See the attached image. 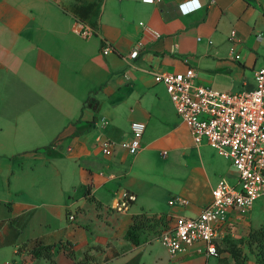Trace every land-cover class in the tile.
I'll return each instance as SVG.
<instances>
[{"label": "crops", "instance_id": "crops-1", "mask_svg": "<svg viewBox=\"0 0 264 264\" xmlns=\"http://www.w3.org/2000/svg\"><path fill=\"white\" fill-rule=\"evenodd\" d=\"M188 4L0 0V264H218L220 256L235 264L227 251L201 253L200 242L172 255L156 237L139 244L125 238L133 214L197 215L219 178H236L235 171L233 179L209 177L206 166L189 163V175L165 185L169 199L180 195L189 204L160 209L165 189L134 174L127 162L173 138L172 119L190 136L154 73L193 68L195 83L220 91L256 87L255 71L264 65V0H200L198 10L179 15ZM77 19L95 33L80 36ZM101 37L113 48L108 55L101 53ZM133 49L138 55L130 58ZM132 121L146 126L136 154L121 145ZM97 139L116 142L110 155ZM202 175L207 183L198 181ZM127 193L135 196L127 210L114 209ZM258 202L246 216L231 215L217 246L227 234L239 238L260 226L264 199ZM64 240L74 244V258L62 250L51 261L21 260L17 253L36 241ZM242 250L246 264H254L246 243Z\"/></svg>", "mask_w": 264, "mask_h": 264}, {"label": "built area", "instance_id": "built-area-1", "mask_svg": "<svg viewBox=\"0 0 264 264\" xmlns=\"http://www.w3.org/2000/svg\"><path fill=\"white\" fill-rule=\"evenodd\" d=\"M179 15H184L181 9ZM77 33L88 38L95 29L84 20L75 21ZM101 53L113 51L110 42L101 37ZM138 50L133 49L128 57L135 58ZM193 68L182 72L158 71L154 81L164 85L170 102L179 120L188 128L195 146L206 143L219 155L227 158L235 171L234 181L219 178L211 189V200L194 216L174 215L172 222L157 239L176 255L200 242L199 251L218 256V237L221 227L228 224L232 214L246 216L253 203L264 198V65L256 69V87L252 90L227 92L209 85L195 83ZM145 123L132 121L131 136L121 143L129 153L141 149V138ZM99 148L110 155L116 142L97 139ZM135 198L127 193L113 208L125 211ZM189 200L176 195L168 200L170 206H186ZM68 219H73L69 214ZM6 264H11L7 262Z\"/></svg>", "mask_w": 264, "mask_h": 264}, {"label": "rangeland", "instance_id": "rangeland-1", "mask_svg": "<svg viewBox=\"0 0 264 264\" xmlns=\"http://www.w3.org/2000/svg\"><path fill=\"white\" fill-rule=\"evenodd\" d=\"M177 124L178 122L173 119L170 121L171 128L175 127L173 129V138H165L164 144L156 143L147 147L141 152L137 161L131 160L132 157L128 158V164L135 165L134 174L142 176L149 182L153 183L154 181L156 185L165 189V185L168 184L169 180H173L177 183L189 175L191 173L188 169L189 163H193L195 166H206L207 175L209 177L217 178L221 175L233 179L234 170L225 157L219 155L215 150L207 147L204 143L200 146H195L190 136L187 135L186 129ZM145 134L146 137H148L153 135V132L149 131ZM164 150H168V157H164ZM197 179L199 182L207 183V178L204 175L197 177ZM159 192L156 207L165 209L169 200V192H167L166 189L159 190ZM263 199L264 198L257 199L253 205ZM257 204H259V202L256 203V205ZM258 206H261V203ZM259 209L262 210L261 208ZM258 221V215L254 213L253 225L257 226ZM250 229L243 232L242 236L239 238H233L230 234L225 235L218 248H228L233 244H240L243 247L246 242V235ZM247 250L249 256H251V254L254 255V252L250 251L249 248H247Z\"/></svg>", "mask_w": 264, "mask_h": 264}, {"label": "trees", "instance_id": "trees-1", "mask_svg": "<svg viewBox=\"0 0 264 264\" xmlns=\"http://www.w3.org/2000/svg\"><path fill=\"white\" fill-rule=\"evenodd\" d=\"M87 102H91L90 98H87ZM169 223L170 218L166 216V213L147 214L146 212H141L133 214L131 223L126 230L125 238L133 244H139L141 241L157 238L169 226ZM245 243L247 248L254 252V264H264V221L259 227L251 228L248 231ZM217 249L218 255L223 251H227L233 258L235 264H246L247 254L243 252L242 245L233 244L228 248ZM55 250H62L70 258L75 257L74 244L69 240L60 241L56 244H42L36 241L30 247L26 245L18 247L17 253L21 260L27 258L31 260L45 258L51 261ZM226 263L227 258L220 256L218 264Z\"/></svg>", "mask_w": 264, "mask_h": 264}, {"label": "clouds", "instance_id": "clouds-1", "mask_svg": "<svg viewBox=\"0 0 264 264\" xmlns=\"http://www.w3.org/2000/svg\"><path fill=\"white\" fill-rule=\"evenodd\" d=\"M202 5L200 4V0H190V4L188 5H181L182 13L187 14V12L192 10H198Z\"/></svg>", "mask_w": 264, "mask_h": 264}]
</instances>
